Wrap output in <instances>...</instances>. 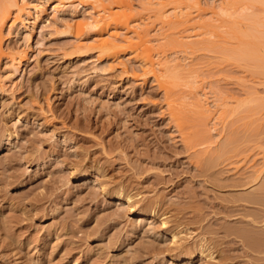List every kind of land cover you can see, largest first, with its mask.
<instances>
[{"label": "rangeland", "instance_id": "1", "mask_svg": "<svg viewBox=\"0 0 264 264\" xmlns=\"http://www.w3.org/2000/svg\"><path fill=\"white\" fill-rule=\"evenodd\" d=\"M221 1L198 0L203 12L188 9L185 24L146 25L154 61L174 56L192 69L172 98L183 132L208 131L210 151L228 128L264 124V111L228 114L222 121L223 113L212 106L213 96L242 100L250 88L264 96V78L242 61L191 44L204 32L193 26L196 21L219 24L209 13L219 11ZM52 5L63 12L53 14ZM44 6L46 21L34 24L28 36L19 24L20 31L15 24L4 30L3 49H22L25 61L9 79L6 60H0V264H264L258 250L264 244V222L258 223L264 203L241 200L252 189L239 185L244 169L260 161L255 143L205 167L198 160L203 141L184 140L163 90L140 75L130 53L99 56L89 46L91 33L66 36L67 24L90 9L55 0ZM165 12L173 13L171 7ZM29 15L26 30L34 13ZM168 37L192 48L182 51ZM200 37L213 39L210 33ZM192 87L205 89L204 95L189 94ZM196 99L206 110L204 120L190 105ZM117 188L130 195V207L111 197ZM139 216L149 219L138 222ZM174 230L180 240L172 244ZM241 230L257 240L240 237ZM199 244L211 252L207 262L186 255Z\"/></svg>", "mask_w": 264, "mask_h": 264}, {"label": "bare ground", "instance_id": "2", "mask_svg": "<svg viewBox=\"0 0 264 264\" xmlns=\"http://www.w3.org/2000/svg\"><path fill=\"white\" fill-rule=\"evenodd\" d=\"M34 1L35 4L26 6L22 0H0V60H6L3 70L7 73L9 79L19 74L20 66L25 61V53L18 48L3 49L4 30L5 27L8 29L14 27V24L16 30V28L18 29L17 24H19L20 29H24L25 35L28 36L34 24L43 22L47 16L44 5L47 4L48 0ZM55 1L61 6L68 4L72 8L90 9L83 12L81 18L67 24L66 36L83 39L86 34L91 33L93 39L92 44L89 46L95 49L99 56L117 57L121 54L130 53L129 58L139 63L140 75H149L157 81L164 92L174 126L179 129L180 133L182 132L181 135H183L184 140L186 139L189 142L191 140L203 141L201 144L206 146L201 157H198L202 165L210 168L229 152H242L243 149L245 151L247 146L250 147L249 142L255 143V146L261 152V158H259L260 161L256 165L246 167L242 172L244 180L239 185L246 187V189L250 188L252 191L242 196L241 200L251 204L264 203V124L258 123L244 131L238 130L236 127L228 128L225 130L224 136L217 133V137L221 136L220 140L210 151L209 147L212 142L206 140L209 134L207 138L205 137L208 131L205 132L203 129L202 133L195 132L191 136L187 132H183L180 111L175 107L172 98L174 87L186 83L185 78L192 77V71H190L192 69L181 67L174 56L161 57L160 61L157 62L153 59L154 55L150 42L154 38H149L146 25L155 21L160 24L161 29H167L178 22L185 24L190 19L188 9L194 8L198 13L203 12L198 0H189V2L188 0H136L137 4H133L131 0H105L108 6L103 4V0ZM166 7H171L173 11L171 15L165 14ZM218 9L217 12L213 10L209 13L211 18L215 17L214 20L219 22L218 25L201 21H196L193 24V26L203 29L204 32L194 35L195 40L191 44H202L204 49L219 53L224 60L242 61L248 72L253 75L256 74V76L261 75L264 78V0H225L221 1ZM29 10L34 13V16L31 17V28L26 30L24 23H27L29 19ZM51 12L59 14L63 11L52 5ZM20 29L17 31H20ZM207 33L213 35V39L200 37L202 34ZM165 36L167 37V35ZM166 41L169 44L177 43L180 47H183L182 51L192 48L189 44L177 41L174 38L168 37ZM163 46L162 44L161 48ZM134 76L137 77V75ZM201 90L205 91V89L192 87L188 93L201 92L204 95ZM249 90L244 93L246 95L245 99L243 98L244 100L230 101L222 96H213L216 98H213V101L211 100L212 106L223 113L222 121L225 120L228 114L244 113V116H246L248 113L252 117L264 111V96H259L254 89ZM230 104H233V107H229ZM190 105H193L198 111L197 116L202 119L206 117V110L200 105L199 99L190 102ZM10 136L7 133L4 137L5 143H9ZM81 175L83 178H87L86 173ZM102 191H104L103 188H101ZM110 195L113 199L122 200L128 207L131 206L130 195L124 194L121 188L113 190ZM151 212V217H153L155 215L154 209ZM148 219V217L140 218L137 221L146 222ZM251 221L254 223V220ZM262 222H264V218L258 219V223ZM160 225L161 228H164L166 221L161 220ZM179 233L180 231L176 230L170 232L169 238L172 244L180 240ZM238 233L242 238L246 237L248 240H253V242L257 240L256 235L247 230H241ZM253 242L249 241L251 244ZM260 247L263 248L258 250L264 254V244H261ZM193 254H196L195 257L198 256L204 262L211 259V252L201 244L188 251L186 255L190 259Z\"/></svg>", "mask_w": 264, "mask_h": 264}]
</instances>
